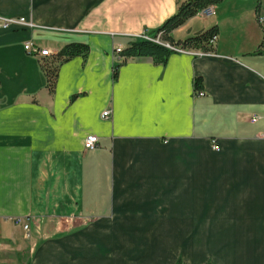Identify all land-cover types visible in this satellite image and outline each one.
Wrapping results in <instances>:
<instances>
[{
  "label": "crops",
  "instance_id": "0c3cea01",
  "mask_svg": "<svg viewBox=\"0 0 264 264\" xmlns=\"http://www.w3.org/2000/svg\"><path fill=\"white\" fill-rule=\"evenodd\" d=\"M183 1L0 0L27 23L0 28V264H264V0H225L172 33L218 25L214 52L128 60L114 78L115 49ZM72 42L89 55L50 91L42 64Z\"/></svg>",
  "mask_w": 264,
  "mask_h": 264
},
{
  "label": "trees",
  "instance_id": "16d2710c",
  "mask_svg": "<svg viewBox=\"0 0 264 264\" xmlns=\"http://www.w3.org/2000/svg\"><path fill=\"white\" fill-rule=\"evenodd\" d=\"M225 0H186L180 2L177 11L174 15L164 21L157 31L152 32L151 36H156L161 33L162 40L170 43L174 47L183 49L200 50L202 52H214L215 45L212 44V39L219 36L218 25L202 30L195 35L189 36L185 39L175 40L172 33L183 26L188 20L197 16L200 12L216 6ZM260 22V16H258ZM264 31V25L260 22ZM260 48H264V38L260 44ZM90 52V47L84 42H72L67 44L62 50L49 62L42 64L43 70L47 78V86L50 91H54L60 66L71 59L80 56L87 59ZM178 53L174 49L153 41L146 40L142 37L132 40L129 45L124 48L119 54V59L114 64V78H117L119 69L128 60H135L138 58H151L156 65H166L170 56ZM196 93L203 91V80L201 77L195 79ZM30 264V263H27ZM175 264H186L182 258H179ZM206 264H212L210 262Z\"/></svg>",
  "mask_w": 264,
  "mask_h": 264
},
{
  "label": "built area",
  "instance_id": "2783aa9c",
  "mask_svg": "<svg viewBox=\"0 0 264 264\" xmlns=\"http://www.w3.org/2000/svg\"><path fill=\"white\" fill-rule=\"evenodd\" d=\"M201 13L205 16H210L213 14V9H212V7H210L208 9L202 11ZM260 22L262 24H264V19L261 17H260ZM16 23L21 24V25L27 24V23H25V19L21 18V17H19V18L0 17V28H6V27H9V26L16 24ZM141 37L146 39V40L153 41L155 43L163 44L170 49H174L178 53H185V52H191V51H198L197 55H205V54L212 53V52H202L200 50H190V49H183L180 47H174L170 43L162 40L161 33H158L156 36H151L149 34L144 33L141 35ZM217 41H218V36H215L211 42L213 45H216ZM24 48H25L26 52H28L29 54L34 55L36 57L47 58V57L52 56V53L49 49H43V48L33 44L32 42H27L25 44ZM122 50H123L122 47H117L115 49L116 60L119 59L118 54ZM198 95L202 96V95H204V92H199ZM110 114H111V111L107 110L102 114V117L103 118H109ZM98 144H99V137L95 134H91V135H88L87 138L85 139L84 148H85V150H88V151H94L98 148ZM14 222L17 224H21L24 227V229L26 230L27 236L29 237V226H30L29 223L25 222L23 219H20V218L14 219Z\"/></svg>",
  "mask_w": 264,
  "mask_h": 264
},
{
  "label": "rangeland",
  "instance_id": "374dc122",
  "mask_svg": "<svg viewBox=\"0 0 264 264\" xmlns=\"http://www.w3.org/2000/svg\"><path fill=\"white\" fill-rule=\"evenodd\" d=\"M15 228H16V231H17V236H18V239H19V243H21V245H22V247H24V248H22V253H23V256L22 255H20L21 257H22V259L23 260H25V262H28V260H29V257H30V246H28L29 245V243H30V239H31V236H32V227H31V225L29 226V236L30 237H28L27 236V232H26V234L24 235H22L21 234V230H20V228L19 227H17V226H15ZM25 231V230H24ZM25 233V232H24ZM12 234H11V231H8V233L7 234H5L4 236H5V238H7L8 236H11ZM26 243V244H22V243ZM20 248V249H21ZM21 253V252H20ZM21 253V254H22Z\"/></svg>",
  "mask_w": 264,
  "mask_h": 264
}]
</instances>
